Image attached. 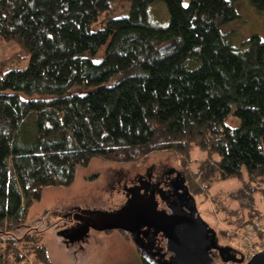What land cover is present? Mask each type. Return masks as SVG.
<instances>
[{"label": "trees", "instance_id": "obj_1", "mask_svg": "<svg viewBox=\"0 0 264 264\" xmlns=\"http://www.w3.org/2000/svg\"><path fill=\"white\" fill-rule=\"evenodd\" d=\"M110 1L0 0V42L19 47L0 61V264H54L45 239L64 216L41 228L28 213L93 159L172 153L194 200L235 180L228 204L212 196L216 211L238 230L264 223V41L230 45L235 0H128V16L91 31ZM156 2L166 27L148 21ZM102 47L100 63L84 57Z\"/></svg>", "mask_w": 264, "mask_h": 264}, {"label": "rangeland", "instance_id": "obj_2", "mask_svg": "<svg viewBox=\"0 0 264 264\" xmlns=\"http://www.w3.org/2000/svg\"><path fill=\"white\" fill-rule=\"evenodd\" d=\"M188 2L189 0H182L183 6H187ZM129 9L128 0L110 1L109 9L99 16L92 25L91 31L103 28L110 19L128 16ZM234 9L240 19L225 25L221 29V32L227 35L230 45L239 48L245 40L253 35H257L264 41V13H258L254 10L247 0H235ZM147 16L149 23L154 26L166 27L169 24V14L163 2L150 5L147 8ZM105 49L106 47H102L95 55L86 53L84 57H88L94 64H98L104 58ZM18 51L17 44L0 42V61ZM26 65L27 62L21 64L20 67L25 68ZM14 67L17 66L14 65ZM225 124L235 128L240 123L232 115H229ZM199 157L197 151L192 155L193 159ZM181 162L172 153H152L137 163H113L102 159H93L88 167L77 170L75 180L69 188L44 190L42 199L31 207L28 213V221L42 218L44 215L46 220L39 224L41 228H44L47 226L48 219H53L54 222L57 219L60 220L61 217L65 216L67 209L73 208L83 212L98 207L113 211L127 201L128 194H108V191L117 187L116 183H110L109 179L114 177L115 179L116 177L126 179L123 176L131 178L136 173L144 172L146 167L153 164L156 166L165 165L170 170L173 168L182 172ZM187 164L190 165L189 162ZM187 168L193 170L191 166ZM237 186L238 183L235 180L221 182L209 194L203 192L206 195L205 198L196 197L195 202L200 217L215 231L219 244L230 246L242 256L241 233L237 238V232L239 233L240 230L232 228L227 223V216L218 213L212 202V196L218 194L220 195L219 201L228 204L225 194ZM59 223L51 233L47 234L45 239L54 264H143L139 251L130 242L131 240L123 237L117 231L101 233L90 231V237L87 241L67 245L64 239L57 234L62 221L60 220ZM227 235L230 236V239Z\"/></svg>", "mask_w": 264, "mask_h": 264}, {"label": "water", "instance_id": "obj_3", "mask_svg": "<svg viewBox=\"0 0 264 264\" xmlns=\"http://www.w3.org/2000/svg\"><path fill=\"white\" fill-rule=\"evenodd\" d=\"M172 49L173 45L167 44L158 52ZM184 189L186 194H179V198L188 195L189 203L174 200L168 213L158 209L155 194H128L127 201L113 211L100 208L81 212L83 217L60 235L70 243H79L88 238L90 231L121 232L128 235L148 264H264V251L244 263L238 251L221 246L215 231L198 214L187 187ZM149 232L160 234L165 241V253L170 255L166 260L149 262L146 245L140 242V237L145 238Z\"/></svg>", "mask_w": 264, "mask_h": 264}, {"label": "flooded vegetation", "instance_id": "obj_4", "mask_svg": "<svg viewBox=\"0 0 264 264\" xmlns=\"http://www.w3.org/2000/svg\"><path fill=\"white\" fill-rule=\"evenodd\" d=\"M144 172L136 173L135 176L126 177V179H120L119 177H115L109 179V182L115 184L117 187L113 190L108 191V194H155V199L158 202V209L164 210L167 213L169 212L168 209L171 203L174 200L180 199L184 203H189V196H181L179 198V194H186L184 186L186 182L181 175V171H177L175 169H169L167 166H156L151 165L146 167ZM115 182V183H114ZM119 188V189H118ZM188 194H191L188 191ZM120 207V206H119ZM95 209H100L96 207ZM93 210V209H89ZM65 222H62L60 225V229L58 231V235H60L62 230H69V228L77 223V220L83 217L81 211L77 209H67L65 212ZM90 235L88 236V238ZM85 239V241L88 240ZM64 242L67 245H70L69 241L64 239ZM140 242L146 245V254L147 258L152 261H163L166 260L170 255L165 253V241L163 238L158 234L157 236L153 235L152 232L146 234L145 238L140 237ZM135 246V245H134ZM140 257H142L141 253L139 252ZM168 254V255H167ZM164 255V256H163ZM217 263L218 260H216Z\"/></svg>", "mask_w": 264, "mask_h": 264}, {"label": "built area", "instance_id": "obj_5", "mask_svg": "<svg viewBox=\"0 0 264 264\" xmlns=\"http://www.w3.org/2000/svg\"><path fill=\"white\" fill-rule=\"evenodd\" d=\"M240 233L243 242L242 256L245 263L256 253L264 251V223L255 220L252 224L244 226L239 233L237 232V238Z\"/></svg>", "mask_w": 264, "mask_h": 264}]
</instances>
